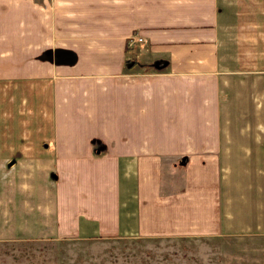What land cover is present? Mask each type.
Segmentation results:
<instances>
[{
  "label": "crops",
  "instance_id": "1",
  "mask_svg": "<svg viewBox=\"0 0 264 264\" xmlns=\"http://www.w3.org/2000/svg\"><path fill=\"white\" fill-rule=\"evenodd\" d=\"M47 1L14 13L32 41L0 77V240L262 216L264 0Z\"/></svg>",
  "mask_w": 264,
  "mask_h": 264
},
{
  "label": "rangeland",
  "instance_id": "2",
  "mask_svg": "<svg viewBox=\"0 0 264 264\" xmlns=\"http://www.w3.org/2000/svg\"><path fill=\"white\" fill-rule=\"evenodd\" d=\"M33 2L48 4L47 0H0L2 78L20 75L16 70L22 62L15 61L19 58L16 45L31 43L32 34L30 18L21 19L14 13L29 9ZM254 213L236 212L234 229L231 226V232L214 236L0 240V264H264V212L258 218Z\"/></svg>",
  "mask_w": 264,
  "mask_h": 264
},
{
  "label": "built area",
  "instance_id": "3",
  "mask_svg": "<svg viewBox=\"0 0 264 264\" xmlns=\"http://www.w3.org/2000/svg\"><path fill=\"white\" fill-rule=\"evenodd\" d=\"M142 42V37L138 34H133L131 37H130V40H129V43L132 45V44H135V43H140Z\"/></svg>",
  "mask_w": 264,
  "mask_h": 264
}]
</instances>
